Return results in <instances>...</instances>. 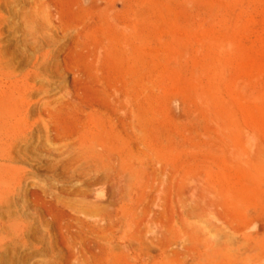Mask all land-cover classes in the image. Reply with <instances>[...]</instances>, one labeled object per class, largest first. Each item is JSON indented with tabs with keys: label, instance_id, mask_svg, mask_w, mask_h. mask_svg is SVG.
Returning <instances> with one entry per match:
<instances>
[{
	"label": "bare ground",
	"instance_id": "bare-ground-1",
	"mask_svg": "<svg viewBox=\"0 0 264 264\" xmlns=\"http://www.w3.org/2000/svg\"><path fill=\"white\" fill-rule=\"evenodd\" d=\"M182 1L186 4L187 20L200 19L195 25L199 28L211 29L212 26L220 25L221 19L223 20L225 7L217 0ZM91 4H95V1L91 0ZM102 5L103 7L95 5L90 7L97 15L95 22L97 27L106 22L105 11L110 7L107 1ZM123 6L130 8L132 1L126 0ZM86 16L83 17L86 19ZM188 27L192 29L193 23H188ZM133 33L132 36L127 35L122 45L121 42L115 43L112 38H106L104 40L106 45L101 44L104 57L111 60L118 51L121 59L125 57L124 60L129 64L141 62L140 56L143 54L142 52L138 54V49L134 47L132 41L137 34L136 30ZM219 40L206 38L204 41L198 40L196 44L191 43L190 52L200 50L204 54V61L202 64H196L193 58L188 56L190 65L183 62L190 68L186 71H190L189 76L193 78V85L192 89L188 90L187 104L183 102L181 110L183 109V116L189 123L195 122L194 124L203 127L202 131L207 139L201 144L197 143L200 157L204 161H201V164L199 162L200 168L192 169L189 164L179 163L182 161H179L182 153L184 155L189 151H196L192 145L198 138L194 140L192 136L194 131L179 130L176 127L177 122L176 126L172 125L165 116L147 104V83L141 66L136 70L129 65L121 89L113 87L114 95L111 97L108 94L103 95L101 93L103 91L98 95L95 92L96 98L101 95L97 108L88 113L84 111L75 117L72 130L68 129L67 135L63 136L72 140L70 142H73V147L68 141L63 142L65 146L68 144L71 146L57 152L60 153L57 157H62L59 158L62 162L59 159H57L59 162H56L61 164L60 168L57 170V166L54 170L50 169L53 171L52 178L65 185L66 190H63L68 191L70 196L67 200L57 197L59 193L54 197L55 202L65 209L66 213L62 210L47 212V218L56 224L59 240L66 251L63 256L65 258H62L63 264H257L264 259V238L257 232V234L247 232L252 226L264 224V157L258 148L252 151L249 143L239 138L232 108H227L224 98L220 96L223 85L219 77V68L224 60L222 54L225 50L224 44ZM98 42L100 41L97 40ZM32 43L29 45L32 46ZM98 50L97 52H100ZM162 51L166 53V50ZM97 52L95 53L99 58ZM1 53L0 264H12L10 262L14 255L19 251L21 254L24 253L21 248H26L27 251L23 259L19 254L16 255L22 262L30 260L33 254L39 256V248L35 247L34 242L29 241L31 239H26L29 238L28 235L39 243L43 242L44 235L46 236L42 232L44 222L39 221L38 225L34 224L36 221L31 222L32 225L28 224V219H25L27 215L24 216L19 209L22 176L18 164L16 166L15 164L26 161L25 157L27 159L31 157L28 155L30 151L28 149L31 147L33 137L36 133L39 136L42 130L47 134L52 132L53 127L49 121L54 119L53 116L61 114L63 108H56L57 102L55 108H51V103H46L47 99L43 103L40 101L41 109L37 111V115L43 112L49 121L44 122L42 128L24 131L29 115H33V110L28 108L30 104L25 106L27 89L10 79L6 80L5 76L9 74L4 71L2 60L5 58ZM159 53L161 54V51ZM178 53L176 52V55ZM174 58L175 56L172 59ZM177 59L175 62L179 61ZM182 80H185V77ZM99 86L102 87V84ZM179 86L178 89L182 90L183 87ZM42 93L45 94L44 91ZM253 99L256 100L257 97L253 96ZM169 113L171 112L168 111L167 115ZM40 120L43 123L41 116ZM56 135L51 134L54 138ZM58 135L60 138V134ZM48 136L44 137L46 139L44 141L48 140ZM50 141L44 142L46 143L44 149H47L46 145H49ZM34 150L36 147L33 149L35 153ZM226 153H229L232 162L250 171L235 176L234 182L230 184L223 177L215 178L212 171V166L216 164L214 161L225 165ZM189 157H193V153ZM33 158L36 159L35 155ZM197 158L199 159V156ZM236 169L239 168L235 166ZM20 189L21 192L18 191ZM18 194L21 195L20 198ZM48 197L50 198V195ZM211 215L216 217L221 228H229V232L213 226ZM47 224L45 222L46 227ZM51 234L48 235V239H51ZM47 242L51 245L48 250L51 253L55 252L53 242ZM38 252L39 254H35ZM56 260L54 261L57 263ZM59 260L61 261V257Z\"/></svg>",
	"mask_w": 264,
	"mask_h": 264
},
{
	"label": "rangeland",
	"instance_id": "rangeland-1",
	"mask_svg": "<svg viewBox=\"0 0 264 264\" xmlns=\"http://www.w3.org/2000/svg\"><path fill=\"white\" fill-rule=\"evenodd\" d=\"M94 1L95 4H91V0H0V52L3 53H1V56L5 58L2 60L5 67L4 71L6 74H9V76L7 75L5 77L6 80L10 79L25 88V90L27 89L25 106L27 107L28 104H30L28 108L33 110V115H29L28 124L25 126L24 131H29L31 128H42L44 122L49 121V118H47L43 112H41L39 116L37 115V111L41 109V104L45 102L46 99V103H51V108H63V113L61 112V114L53 116L52 119H54L49 121L53 127L50 133L52 135L57 134L55 138L51 136L50 133L47 134L43 130L39 132V136L38 133H36L33 137L31 147L28 149V151L30 150L28 155H31V157L27 156L30 158L27 159L25 157L24 160L26 161L15 164V166L18 164L17 166L22 176L20 183L21 187H19L22 188V193H20L22 197L20 198L21 195L18 194V198H20L18 200L19 209L24 216L27 215L25 219H28V224L32 225V223L36 221L34 224L38 225L39 221L42 223L44 222L45 230L43 228L42 232H44L43 235L46 234V236L44 235L43 242L39 243L28 235L29 238L26 237V239H31L29 241L34 242L35 247L39 248L40 254L39 252L35 253L39 254V256L33 254L35 257L31 255L32 258L30 257L31 259H28L29 261L22 262L19 257L21 256L22 258H20L23 259V255H25L24 253H27V251H25L26 248H21L24 253L21 254L19 251L16 254H19V257L17 256L18 258L14 255L13 257L15 258L13 259L12 257V262H10L12 264L64 263V259L62 258H65L63 256L66 251L59 240L56 224L54 221L47 218V212L49 210H62V212L66 213V210L55 202L54 197L59 193L57 197L67 200L70 196L68 195V191H64L66 190L64 189L65 185L60 184L55 178H52L53 171L51 170L56 169L57 166V170L60 168L61 164H57L56 162H59L62 157H57V155L60 154H57V152H60L62 149L64 150V148L66 149V147L69 149L70 144L72 145L70 146L73 147V142H70L72 140L66 139L63 136L67 135L69 132L68 129L71 128L70 131L72 130L75 117L84 113V111L88 113L92 109L97 108L96 105H98L101 95L96 98L95 92H97V95L102 93L103 95L108 94L111 97L114 95L113 87L121 89L122 80L124 79V75L127 74L129 65L133 66L136 70L139 69V66L143 68L147 83V104L150 105V107L153 106L160 115L165 116L169 123L175 126L177 124L176 127H178L179 130L194 131V135L192 134V136L194 140L197 138L198 140L194 141L192 146L194 147L193 150L196 149V151H189L185 153L186 155L182 153L179 158V161H182L179 163H186L189 164L188 166L192 169H198L201 167L200 164L204 162L200 157L198 144L207 141V139L203 134L204 131H202V126L194 124L195 122L191 124L185 119L182 113L183 109L181 110V104H183V102L187 104V94L192 89L191 86L193 85V78L189 76L190 71H186V69H190L187 66L190 65L187 57L193 58L196 64H202L204 61V54L200 50L197 51L198 53L193 50L190 52L191 49L189 45L191 43L196 44V42H198V40L201 41V39L204 41L206 38L213 41L220 39L224 44L223 48L225 50L222 54L224 59L222 60V64L224 65L221 64L219 68V77L222 81L221 85H223L221 86L222 90L220 96L222 99L224 98L223 100L227 108H232L233 119L238 127L236 129L239 130V138L247 142V144L249 143L252 151L258 148L259 152L264 157V0H217V2L224 4L225 11L222 14L223 20L221 19L220 25H216L215 27L212 26L211 29L195 26L200 19L187 20L186 4L183 3L182 0H127L132 1V6L130 8L123 6V2L126 0ZM106 1L110 5L105 11V16L107 18L106 22H103L101 27H97V25H95L97 15L92 12L90 7L93 5L103 7L102 4ZM137 4L140 5L138 6ZM85 15H87L86 19L83 17ZM84 20L86 22H84ZM188 23H193L194 27L190 29ZM196 29H198L197 32ZM134 30H136L137 34L133 37L132 41L134 47L138 49V54H141L139 52L143 54L140 56L141 62L129 64L124 60L125 57H123L124 61L121 59V54L118 51L111 60L104 57L103 45L101 44L106 45L104 42L106 38H112L115 43L120 44L121 42L122 45L127 35L130 34L132 36ZM206 30L212 31L207 32ZM176 32L177 34H175ZM168 35L169 37H167ZM215 36L216 38H214ZM33 38L36 39L34 40ZM97 40L100 42L97 43ZM29 41L31 43L33 42L32 46H30L31 44ZM162 49L166 50L167 54L165 51H162ZM97 50L100 52H97ZM160 51L161 54L159 53ZM175 51L177 53L179 52L177 54L179 56V61ZM95 52L100 55L99 58ZM173 53L178 62H175V58L172 59L174 57ZM166 55H168V57ZM34 57L37 58V60ZM97 59L99 60L97 61ZM24 61L27 62V64ZM9 62L11 66L10 64L7 65ZM183 62H187V65ZM175 63L179 64L177 65ZM184 65H186L185 70ZM157 67L160 69L161 67L163 68L160 70L159 68L157 69ZM92 77H94L95 81ZM96 77L100 82H97ZM178 77L181 80H179ZM184 77L185 80H182ZM91 79H93V83ZM189 80L192 82H189ZM181 81H186L187 85ZM101 84L103 88L99 86ZM184 85L186 88H184ZM178 86L179 88L183 87L182 90L181 88L178 89ZM42 91H44L45 94L42 93ZM100 91L103 92L100 93ZM38 96L40 98H38ZM253 96L257 97V99L254 100ZM169 105H171V107ZM168 111L171 112L169 115H167ZM40 116L43 123H41ZM172 116H176V119ZM211 127H213V125H211ZM197 129H199V131ZM53 131L56 133H53ZM58 134H60V138L57 137L59 136ZM46 135H49V138H47V141H44L46 140ZM202 136L204 138L201 139ZM43 141H50L49 145H46L47 149H44L46 143ZM66 141L70 143L68 145L66 144L67 146L63 144V142ZM61 142L63 145L62 148ZM38 146L43 148H38ZM35 147L36 150H34V153L33 149H35ZM132 149L134 150L133 146ZM192 153L193 157L190 158L189 156H192ZM34 155L36 159L33 158ZM196 155L197 157L199 156V159ZM224 159L226 161L224 166L220 165L219 161H214L216 164L212 166V171L215 178L220 179L223 177L227 180V183L230 184L234 182L235 176H241L248 170L232 162L229 153L225 154ZM230 161L232 163H230ZM60 162H62V160ZM195 162H197L196 165L192 164ZM53 163H56V165H53ZM235 166L239 169L235 170ZM241 171L244 172L242 173ZM22 181L24 183H22ZM18 191L21 192V189ZM49 195L50 198L48 197ZM51 196L53 197L51 198ZM29 218H31V220ZM210 220L213 226H217L223 231L229 232V228L220 227L214 215H211ZM45 222L48 223V227L45 226ZM263 228L264 224L261 223L248 228L247 232H257L260 237L264 238ZM48 232L49 234L52 233L51 239L53 240L48 239ZM47 241L53 242L52 246L59 255H56L57 253L55 252L51 253V251L48 250L51 245H48L49 242ZM29 247L27 250H29ZM58 249L61 254L57 251ZM29 252L30 251H28V253ZM49 252L53 254L54 257ZM57 256L59 258L61 257V261ZM54 260H56L57 263ZM257 264H264V259Z\"/></svg>",
	"mask_w": 264,
	"mask_h": 264
}]
</instances>
